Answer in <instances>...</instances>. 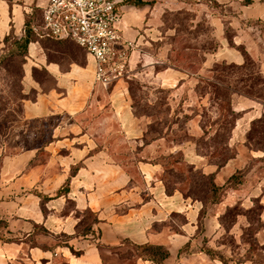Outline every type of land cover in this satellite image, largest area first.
<instances>
[{"label":"crops","instance_id":"0c3cea01","mask_svg":"<svg viewBox=\"0 0 264 264\" xmlns=\"http://www.w3.org/2000/svg\"><path fill=\"white\" fill-rule=\"evenodd\" d=\"M253 1L254 7L264 5V0ZM45 2L0 0V46L10 33L22 37L32 5L38 7ZM166 6L162 0L153 5H121L120 27L133 46L130 76L138 75L140 62L149 67L159 62L152 53H142L140 44L156 39L162 23L161 11ZM259 17L264 19V11ZM29 61L33 64L30 70L24 68L23 79L30 75L29 88L37 91V97L34 101L24 100L23 115L16 123L40 120L46 126L52 117L57 118L49 125L50 137L43 142L35 136L34 145L26 146L20 132L12 140L8 134L1 141L0 218H5L8 226L3 233L7 240L0 238V264H107L99 244L121 249L125 240L165 245L175 257L192 242L197 249L183 255L176 264H224L211 259L196 244L200 235L211 238L219 227L214 226L210 233L205 215L204 231L197 234L203 202L185 197L179 189L168 193L163 165L152 162L160 155L182 151L189 163L202 168L203 156L197 153L194 141L173 142L164 152L150 158L147 153H153L149 147H160L169 135L147 134L152 117L135 115L128 87L118 86L119 81L112 87H98L90 64L49 59L42 41L29 44L24 65ZM91 64L95 67L94 62ZM34 67L46 69L53 85L45 87L39 83L33 77ZM189 77L172 68L154 74L160 83L174 89V96L189 83L185 81ZM107 113L108 118H103ZM110 118L116 122L115 131L103 136L93 132L95 123L101 125ZM145 137L155 139L145 143ZM11 141L15 145L11 146ZM212 171L215 170L209 172ZM64 186L69 187L68 193L57 194ZM38 192L51 199L43 205ZM87 209L99 218L94 228L101 231L100 236L77 235V225ZM174 212L186 219L181 223L173 221L178 230L167 223ZM70 246L82 255H75ZM136 264L156 263L137 258Z\"/></svg>","mask_w":264,"mask_h":264},{"label":"rangeland","instance_id":"374dc122","mask_svg":"<svg viewBox=\"0 0 264 264\" xmlns=\"http://www.w3.org/2000/svg\"><path fill=\"white\" fill-rule=\"evenodd\" d=\"M152 1L157 2L149 0ZM162 2L168 6L161 11L162 23L156 39L140 44L142 53H152L159 62L152 67L138 63V75L129 74L118 86L128 87L139 116L152 117L149 136L171 126L168 139L160 147H149L153 154L147 156L154 158L173 142L189 140L194 141L203 156L202 172L194 170L178 154V161H173L165 174L169 186H180L186 192L208 198L214 182L205 173L215 170V182L223 190L216 205L206 204L205 222L210 223V233L219 226L211 238L207 237L208 244L224 252L231 264H264V19L259 17L264 5L254 7L253 0ZM32 7L26 19L33 26L41 23L42 11L35 4ZM43 39L51 38L35 34L34 41ZM14 41L11 36L0 46V145L4 136L9 134L12 140L20 132L25 145L32 146L35 136L38 142L50 137L49 125L57 117H52L46 126L40 120L16 123L22 117L23 97H33L36 90L29 88V74L22 80L23 69L30 70L33 63L29 61L22 67ZM64 41L49 44L61 52V62L90 64L95 77L93 60L87 53L76 43ZM169 68L190 76L185 79L189 83L176 96L172 95V87L154 78L155 72ZM38 76L45 77L42 70ZM53 83L51 78L45 79V87ZM95 85L104 87L96 77ZM94 111L93 115L97 109ZM95 124L93 132L102 136L117 128L111 118ZM10 145L15 143L11 141ZM184 218L176 213L172 221L181 223ZM204 242L203 235L196 240L199 247ZM130 247L125 244L114 252L104 250L107 264H136L137 257L126 253Z\"/></svg>","mask_w":264,"mask_h":264},{"label":"built area","instance_id":"2783aa9c","mask_svg":"<svg viewBox=\"0 0 264 264\" xmlns=\"http://www.w3.org/2000/svg\"><path fill=\"white\" fill-rule=\"evenodd\" d=\"M119 0H46L39 37L73 40L95 63V77L105 87L130 74L132 44L120 27Z\"/></svg>","mask_w":264,"mask_h":264},{"label":"trees","instance_id":"16d2710c","mask_svg":"<svg viewBox=\"0 0 264 264\" xmlns=\"http://www.w3.org/2000/svg\"><path fill=\"white\" fill-rule=\"evenodd\" d=\"M9 2H12V0H8ZM155 2H149V0H123L120 2V5L122 4H131V5H135V6H142L145 4H154ZM13 37L15 39L14 44L18 47L19 52L18 55L21 56L22 58V67L26 62V56L29 53V44L31 43V41L34 40L35 38V33L32 30V24L30 23L29 20L26 19L25 21V30H24V34L22 37L18 38L16 37L13 33H10L9 35H7L4 38V42L7 43L10 39V37ZM64 40H69L71 42H74L73 40L70 39H63V40H57V39H43L41 40L42 43L44 44V46L48 49V56L49 59H54V60H58L61 61L63 59V57L60 56L59 51L53 49L49 44L52 43H65ZM75 43V42H74ZM57 54H59L58 56H56ZM14 55V52H12L11 56ZM39 70H42V73L45 77H39L38 76V72ZM33 77L41 84H45V79L46 78H51L53 80V78L51 77V75L49 74V72L42 68H33ZM24 78V69H23V75H22V80ZM114 84L110 85L109 87H112ZM24 89V88H23ZM172 91V89H171ZM37 97V91H35V95L33 97H27L24 96L23 100H22V115H23V111H24V100L26 99H30V100H36ZM133 107H134V103H133ZM135 109V107H134ZM135 115L139 116L136 111L134 110ZM140 117V116H139ZM194 118V117H193ZM192 119V118H191ZM149 125L147 126V134L149 133ZM171 126H167L162 130H157V136L156 137H162V136H168L169 135V130H170ZM156 130V129H151V131ZM155 139V137L152 138H148L145 137V143H149L151 140ZM196 151L198 154H200V152L198 151L197 147H196ZM181 156L182 160H186L184 153L182 151H178L176 153H172V154H168V155H160L158 157H156L155 159L152 160L153 163H160L163 165L164 167V173H163V179L166 185V190L168 193H172L173 191H175L176 189H179L184 195L185 197H191L194 200H200L201 202H203V207L200 211V215H199V227L197 230V234H202L204 231V217L206 215V204L207 202H213V203H218L220 201V194L223 190V186L222 185H218L215 182V178H216V172L212 171V172H206L205 174L207 176H211L213 178V182L210 186L209 189V196L208 198H200L192 193L186 192L184 189H182L180 186H175V187H171L169 186V181L167 180V178L165 177L166 171H168L169 165H172L174 162L178 161V158L176 157L177 155ZM174 161V162H173ZM214 164V163H213ZM226 164V163H225ZM223 164V165H225ZM194 170H202V168H196L195 165L191 164ZM216 166H219L216 164ZM234 178V176H233ZM69 191V187L68 186H64L63 188L59 189L57 194H61V193H68ZM39 196L41 197L42 200V204L44 205L46 201H48L49 199H51L50 196L48 195H44L40 192H38ZM174 214H176L175 212L172 213L171 218H169V220L167 221V223H169L171 225L172 229L178 230L177 226L173 223L172 219ZM186 219L184 218L185 222ZM99 222V218L97 216V214L91 210V209H87L84 212V215L82 217V219L79 221L78 225H77V235H88L90 233H94L97 234L98 236L101 235V231H96V229L94 228V224ZM222 223V221H221ZM8 226V222L5 218H0V238L3 240H7V238L4 236V229ZM207 237H204L203 240L205 241L202 246L200 247V249L205 252L211 259L214 260H219L221 262H223L224 264H231L232 260L222 251L218 250L217 248L213 247L212 245L208 244L209 241H207ZM124 244H128L131 247L127 250V254L130 256H136L137 258H141L143 260H149L152 261L156 264H176L178 262V260L183 256V255H188L191 254L192 252L195 251V249H197L196 246L193 245L192 242H188L185 246H183L181 248V250L179 251L178 255L175 257L173 256V254L171 253V251L168 249L167 246L165 245H161V244H153V243H146V244H135L132 243L130 240H125ZM72 252L77 255V256H81L82 252L81 251H77L75 250V248L73 246H70ZM99 248L101 250H111V251H115V250H119L116 247H110L107 246L105 244H99ZM120 252V251H118ZM121 253V252H120ZM126 254V255H127ZM103 260L105 262H107V257L105 256V254L103 253Z\"/></svg>","mask_w":264,"mask_h":264}]
</instances>
